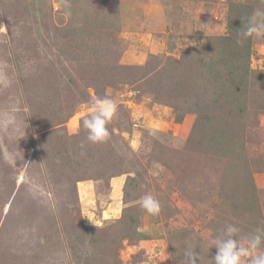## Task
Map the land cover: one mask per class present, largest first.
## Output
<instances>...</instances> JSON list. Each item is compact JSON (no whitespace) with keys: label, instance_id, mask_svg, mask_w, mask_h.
I'll return each mask as SVG.
<instances>
[{"label":"rangeland","instance_id":"obj_1","mask_svg":"<svg viewBox=\"0 0 264 264\" xmlns=\"http://www.w3.org/2000/svg\"><path fill=\"white\" fill-rule=\"evenodd\" d=\"M246 5L264 0H0V264H215L226 226L264 229V34L244 113L211 119L192 64ZM176 70L187 101L171 100ZM105 96L110 139L90 143Z\"/></svg>","mask_w":264,"mask_h":264},{"label":"trees","instance_id":"obj_2","mask_svg":"<svg viewBox=\"0 0 264 264\" xmlns=\"http://www.w3.org/2000/svg\"><path fill=\"white\" fill-rule=\"evenodd\" d=\"M254 10L255 7L246 5L240 7L237 13L231 11L229 28L235 35L208 38V50L211 52L210 55H213L211 63L205 62L206 58L199 55H197V58L192 63L197 68L196 71L200 70V72L206 69L204 65L208 66L206 73L204 72L201 79L207 87L204 96L206 98L205 104L208 105L207 112H213L211 119L222 117L221 113L224 110L221 109V113L219 114L220 110L216 108L221 105H223V107L226 105V111H228L229 115H235V112L239 115L246 111V103H239V101L243 97V94L247 92L248 85H250L248 81L250 76H252V73H254V75L256 73L251 69L250 39H252V37L244 39L240 35V32L244 26L243 20L246 22ZM221 45H224L222 49ZM196 52L197 54L200 53L199 50H196ZM216 52L219 54L217 57L214 56ZM214 58L216 59L214 60ZM179 72V70H176V73H174L169 82L168 91L170 96H172L171 94H175L171 97V100L182 95L181 98L184 96L187 101L188 96L185 95L187 83L184 84L182 79L184 75L182 76ZM197 100L198 99L195 101ZM200 102L201 100L197 104H194L197 107L194 111L197 113L201 111L199 108L202 103ZM177 119L181 120L183 117H177ZM227 125L228 128L226 133L219 131L216 127L213 131L215 135L211 134V137L214 138L216 135H220V140L218 142L221 141V143L230 139L231 135H233L234 127L232 123Z\"/></svg>","mask_w":264,"mask_h":264},{"label":"clouds","instance_id":"obj_3","mask_svg":"<svg viewBox=\"0 0 264 264\" xmlns=\"http://www.w3.org/2000/svg\"><path fill=\"white\" fill-rule=\"evenodd\" d=\"M244 26L240 35L244 38L264 34V9H255ZM92 114L83 120L87 130V141L90 143H105L110 139L109 123L118 112V105L105 96L93 100ZM141 207L151 215H158L161 204L152 195H146L141 200ZM235 225H228L223 233L214 239L213 247L217 249L215 264H264V229L246 236L238 235ZM200 256L191 251L185 252V264H198Z\"/></svg>","mask_w":264,"mask_h":264}]
</instances>
